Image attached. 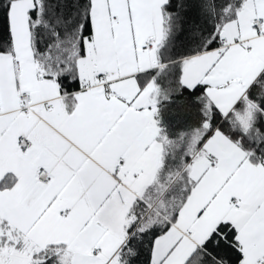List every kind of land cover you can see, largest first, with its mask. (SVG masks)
<instances>
[{"label": "snow or ice", "instance_id": "1", "mask_svg": "<svg viewBox=\"0 0 264 264\" xmlns=\"http://www.w3.org/2000/svg\"><path fill=\"white\" fill-rule=\"evenodd\" d=\"M0 264H264V0H0Z\"/></svg>", "mask_w": 264, "mask_h": 264}]
</instances>
